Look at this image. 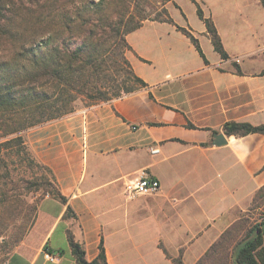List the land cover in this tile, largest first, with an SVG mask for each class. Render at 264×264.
I'll list each match as a JSON object with an SVG mask.
<instances>
[{
	"label": "crops",
	"instance_id": "0c3cea01",
	"mask_svg": "<svg viewBox=\"0 0 264 264\" xmlns=\"http://www.w3.org/2000/svg\"><path fill=\"white\" fill-rule=\"evenodd\" d=\"M188 1L193 10L185 0L165 7L198 38L204 57L181 30L179 40L133 39L145 25L162 23L145 20L126 35V58L146 87L23 132L66 203L42 197L3 264H77L68 231L87 260L102 241L108 264H173L170 257L179 254L194 264L250 205L264 185V134L227 135L222 127L264 124V8L259 0ZM195 2L211 18L227 58L214 50ZM217 134L223 143L215 142ZM141 169L160 188L131 196L126 188ZM67 206L74 215L65 214ZM46 251L56 258L46 260Z\"/></svg>",
	"mask_w": 264,
	"mask_h": 264
},
{
	"label": "trees",
	"instance_id": "16d2710c",
	"mask_svg": "<svg viewBox=\"0 0 264 264\" xmlns=\"http://www.w3.org/2000/svg\"><path fill=\"white\" fill-rule=\"evenodd\" d=\"M259 1L264 8V0ZM195 4L197 16L205 24L214 50L221 58H227L211 18L204 17L198 3ZM138 5L139 0H0V129H4L5 135L15 133L0 142V152L15 146V153H22V159L34 165L19 131L74 111L78 99L86 104L107 101L147 86L134 73L125 56V50L131 49L126 35L145 20L175 23L164 4L159 16L153 17L152 12ZM175 26L190 38L204 57L198 38L186 27ZM187 127L194 126L188 123ZM222 129L225 134L235 136L253 132L264 134V124L248 122L228 121ZM41 167L48 170L54 182L49 195L66 203L51 170L44 165ZM8 193L0 188V197L9 204L11 214L21 213L18 198L13 196L14 199L9 200L12 195ZM263 194L264 185L255 191L251 203ZM31 209L32 214L36 207L31 206ZM70 212L73 213L67 206L65 214ZM33 215V220L29 214L24 215L27 221L24 229L17 230L9 238L10 244L21 240L26 225L30 228L34 221ZM4 224V220L0 222V226ZM229 227L196 264L203 256L215 253L218 244L228 239ZM67 239L77 264H108L102 241L97 255L87 260L82 244L70 231ZM170 259L173 264H184L180 254ZM229 264H264V210L261 221L236 242L229 254Z\"/></svg>",
	"mask_w": 264,
	"mask_h": 264
},
{
	"label": "rangeland",
	"instance_id": "374dc122",
	"mask_svg": "<svg viewBox=\"0 0 264 264\" xmlns=\"http://www.w3.org/2000/svg\"><path fill=\"white\" fill-rule=\"evenodd\" d=\"M168 1L146 0V2H142V0H139L138 7L143 8L146 12H152L151 13L152 17L159 16L160 14L159 10L162 4H164L163 6H166V3ZM178 1L181 4V0ZM185 2L189 6L188 9H190V7L192 10L194 9L190 1L185 0ZM131 6L133 7L134 3H132ZM171 10H172L171 16L174 18V20L180 21V15H181L179 14L180 11L173 7L171 8ZM192 16L194 17V19H197L194 13L191 15V17ZM171 24L173 23L168 21H162V23L158 26L145 25L142 28V30L133 33V37H134L133 39L179 40L180 32L176 31L171 26ZM126 51L127 50H125V56H126ZM98 102H94V103H98ZM91 104H86L84 100L78 99L75 103V109L76 107L82 105H91ZM28 128L19 131V133L22 135L25 145L28 151L30 152L31 156L33 157L23 134V132ZM14 135L15 133L5 135L4 129H0V142ZM1 150L2 151L0 152V188L5 189V192L9 191L8 195L10 194L12 195L8 197L9 200H12L11 198H13V196L15 198L17 197L18 201L21 203L22 206L21 213L19 214L17 213L15 215L11 214V210L8 207L9 204L3 202L4 198L0 197V222L3 220L5 222L3 226H0V231H1L0 264H3L6 258L8 257V255L15 249L16 246H18L20 241L23 239L24 235L29 230L28 225H26L24 235L22 236L21 240L18 243L10 244L9 238L13 236L17 232V230L19 231V229L22 228L24 229L25 226L24 223L27 222L26 217L24 216L25 214H29L31 216L30 220L32 219V216L34 217L33 213L34 214L36 213L38 201L45 195L49 194L54 182L52 181V178L48 170L42 168L41 167L42 165L40 166V163H38L34 157H33L34 160V165H33L32 163H30L29 160L22 159L21 157L22 153H20L19 155L15 153L16 150L15 146L9 150L8 149H1ZM31 206L36 207V209L33 210L34 212L32 214H31L32 211ZM263 210H264V194L262 195V197L256 199L253 203H250V205L246 208V210L243 213H241L239 218H237L233 223H231L230 227L228 226L229 228H231V230L227 234L228 239L218 244L217 251L215 253L206 255L205 257L203 256L201 262L197 264H229V254L232 253L236 242L242 236H244V234L247 231H249L255 224L261 221V213L263 212ZM202 255L203 253L200 255V257ZM196 262L194 264H196Z\"/></svg>",
	"mask_w": 264,
	"mask_h": 264
},
{
	"label": "built area",
	"instance_id": "2783aa9c",
	"mask_svg": "<svg viewBox=\"0 0 264 264\" xmlns=\"http://www.w3.org/2000/svg\"><path fill=\"white\" fill-rule=\"evenodd\" d=\"M153 151H155V149ZM159 188L160 183L158 179L152 176L146 169H141L134 180L128 184L126 191L132 196L136 194H153L156 193ZM44 257L46 260L53 261L56 255L46 251L44 252Z\"/></svg>",
	"mask_w": 264,
	"mask_h": 264
},
{
	"label": "water",
	"instance_id": "95a60500",
	"mask_svg": "<svg viewBox=\"0 0 264 264\" xmlns=\"http://www.w3.org/2000/svg\"><path fill=\"white\" fill-rule=\"evenodd\" d=\"M220 141H222V143H223V141H225V140L223 139V137H222V134H217V135H215V142H216V143H219Z\"/></svg>",
	"mask_w": 264,
	"mask_h": 264
}]
</instances>
